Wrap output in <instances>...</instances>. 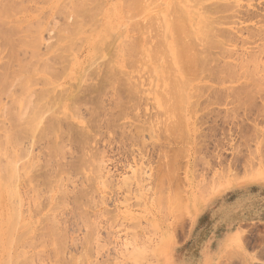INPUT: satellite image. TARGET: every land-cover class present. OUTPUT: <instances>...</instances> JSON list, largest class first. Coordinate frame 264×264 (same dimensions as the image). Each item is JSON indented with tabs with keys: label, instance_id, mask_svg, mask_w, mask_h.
I'll return each instance as SVG.
<instances>
[{
	"label": "rangeland",
	"instance_id": "1",
	"mask_svg": "<svg viewBox=\"0 0 264 264\" xmlns=\"http://www.w3.org/2000/svg\"><path fill=\"white\" fill-rule=\"evenodd\" d=\"M13 1L15 0L11 3ZM32 1L27 0L26 4H23L26 9L23 5L19 10L16 9L22 14L15 16L17 12L14 13L13 10L9 13L13 18H17L27 11L39 18L37 22L40 23V34H34L35 38L40 36V49L29 48V43L23 41L28 39L29 33L31 34V28L29 32H25L28 30L25 29L26 24L21 25V28L25 29L24 33L14 31L21 34L12 38L10 33L8 39L11 44L6 41L7 35L4 37L5 35L1 36L0 33V57L3 58H0V84L3 83L0 87V140L5 142L9 134L24 130L28 124L26 127L24 124L23 129L20 123L29 120L35 108L42 110V117H39L42 118L40 125L44 129L40 131L38 127V132L30 130L28 133L24 130L25 133L21 135L19 132L15 139L17 142L13 141L17 146L13 144L10 149L7 148L5 155L0 156L6 164L10 162V157L13 170L18 169L16 172L20 179L22 178L20 182H11L12 187L18 190L17 194L5 198L4 204L0 201V264H264V259L249 253L244 247L247 237L245 231L243 234L237 230L235 234H228L232 229H238V226L225 223V214L219 208L224 203H230L245 187H264V86L257 87L248 83L250 77L264 75V61L252 64L256 68L258 65V70L255 67L249 68L251 63H245L242 65L245 67L241 68L233 65L227 67V72L225 65L221 64L227 65L225 62L229 60L224 59L222 63L220 61L224 58L220 59V53L223 51L218 48L217 50L221 51L219 53L216 48H212L215 51L210 48L209 52L219 58L213 59V64L208 63L209 67L212 66L211 73L217 76L211 74V78H208V72H205L207 68L204 70L201 63L200 67L205 76L202 73L198 77L200 72L197 71L195 75L198 78L196 77L195 81L189 79L193 83L182 89L176 77L179 76V80L184 81L181 72L183 70L180 71L183 67H179L182 64L175 60H180L184 50L177 57L181 47H175L177 41H173L168 25L175 21L172 20L176 16L175 7L180 6L189 12L190 21L186 22L185 35L190 34L191 29L195 31L193 28H196V24L193 22L195 23L196 15L190 11H198L196 0H143L144 4L140 0L136 5L134 1L132 5L128 2L131 8L129 5L125 8L122 5L123 0H91V3L84 0L90 9L95 11L94 20L88 19V14L90 16L92 13L89 10L85 16L86 24L83 22L84 27L79 26L81 33L77 36H67L69 39L65 37L63 40L61 35H66V30L69 29L65 27L75 23L71 15L63 14L59 8L48 9L51 0ZM66 1L64 3H68V0ZM69 1L68 4L71 5L72 1L76 0ZM217 1L209 0L204 3ZM242 5L243 10L248 9L258 17L242 20V24H225L223 27L234 32L230 36H236L237 27L238 30H243V34L239 33L238 36L247 38L255 34L261 37L256 38H263L254 42L253 39L252 44L239 46V53L246 50L256 54L257 47L264 44V0H242ZM122 9H127L129 16L128 9H131V16L127 14L126 21ZM106 12L116 13L118 26L115 27L119 31L113 33L108 30L109 36L101 43L102 49L98 50L100 52L95 50L93 56L88 57L85 46L91 32L102 29L103 24L107 29H111L104 21ZM199 12L204 13V10ZM217 16L216 13H210L212 20H217ZM3 25L0 29L5 28ZM9 26L10 23L6 28ZM10 28L13 29L12 26ZM32 29L38 31L37 28ZM121 29H125V32L120 31ZM229 30L227 32L232 33ZM141 31H144L143 34ZM22 34L25 38L21 41L28 44H22L27 46H24L25 48L20 47L17 39H21ZM128 34L130 36L127 38ZM182 35L185 38L184 34ZM223 35L229 37L226 33ZM145 36L150 38L151 42L145 39ZM72 37L74 41H70ZM125 38L129 39V43L123 41ZM138 39L142 43L139 51L141 49L144 52L140 53L148 54L144 59L148 62L142 60L144 56L140 55L138 50L131 55L134 57L136 54L134 58H130V54L127 53V56L125 52V55L122 54L119 58L117 53L120 55L119 47L123 42L130 44L137 40L136 43L140 45ZM219 39L222 40V37ZM29 41L32 42L30 39ZM158 42L160 44L156 45ZM16 43L19 47L15 46ZM150 44L167 52L158 55L160 51L155 53L157 49L152 48L154 53L161 57L156 59L155 55L154 60ZM10 46H13L12 49L15 47L14 50L10 49ZM67 46L70 47V52ZM116 49L117 56L113 53ZM150 49L152 60L149 56ZM189 49L186 48L187 51ZM31 50L42 55L37 56L38 54H33ZM194 52L191 51L190 55L196 54ZM188 54L187 52V56ZM213 55L209 58L206 55L210 62ZM31 56L34 60L37 57L45 62L46 59L49 62V59L56 58L52 64L49 62L52 73L41 72L45 63L42 59V62H38L36 58L39 64L36 61V64H33ZM56 56L59 60L61 56L65 57V63L63 59L59 61ZM184 58L182 63H187L185 60L192 59V56L189 59ZM114 61H121V65ZM126 61L129 63L127 66ZM158 61L159 64L162 63L160 67L157 66ZM55 62L56 65L58 63V69ZM186 63L182 66H186ZM219 64L223 70H220ZM53 65L56 68L52 69ZM188 65L187 69L184 67L187 71ZM23 67H29V70L26 71ZM38 67L42 70L37 69ZM105 67H108L107 71ZM111 67L117 71L114 72ZM216 68H220L219 71H216ZM223 71L228 74L224 75ZM218 72L222 73V76ZM193 75L190 77L194 78ZM186 76L189 78L188 73ZM218 76L220 81H217ZM20 77L21 83L18 80ZM222 77H227V80L229 77L231 81L227 82ZM212 78L214 82L210 81ZM13 83L16 88L12 89L10 86ZM123 84L126 86H122ZM205 85L206 88H212L205 92ZM129 87L130 90L134 88V93H127ZM170 88L176 89L177 92L172 89L171 92L174 91L177 95L187 93L186 102H181L183 111L176 106L182 113L179 110L176 112V103L172 102L175 100V93L171 94L174 95L172 98L167 95H170ZM179 88L183 92H178ZM9 90L17 94L14 96L8 92V95H13L14 101L10 96H6ZM190 104H193L192 109ZM52 105L55 106L52 108ZM9 111L11 112L8 113ZM14 114H20L23 119L18 122L19 129L15 127L18 118H14ZM29 121L31 123V118ZM50 126V129L56 127V130L53 128L50 132ZM4 163H1V166H5ZM7 167L8 165L5 170ZM5 178L6 174L2 177V183ZM11 225L12 234H9L8 239H4L3 236L8 235ZM17 228H20L18 232ZM136 250L140 252L139 256H142L143 252V256L147 254V259L142 256L145 259L140 257L141 259L135 260V254L138 255Z\"/></svg>",
	"mask_w": 264,
	"mask_h": 264
},
{
	"label": "bare ground",
	"instance_id": "2",
	"mask_svg": "<svg viewBox=\"0 0 264 264\" xmlns=\"http://www.w3.org/2000/svg\"><path fill=\"white\" fill-rule=\"evenodd\" d=\"M6 1V2H5ZM15 1H17V0H15ZM15 1H13V3H11L12 2V0H0V26H2V24H4L3 26H5V28H6V25L8 24V23H10V25L13 27V29H15V30H13L12 28H10L11 26H9V27H7L6 29H7V31L5 30V28H1L0 30H4V31H0V33H1V36H4L5 34L7 35V39H8V36H10V33H12V35H13V32L14 31H18V32H22V33H24V31H25V29H28V30H26L25 32H29V30H30V28H31V30H30V32H31V34L29 33H27L28 35H29V37L28 36H26V37H28V39L27 40H23V38H25L23 35L24 34H22V38L20 39V38H17V39H19V43H20V47H24L25 45H23L22 46V44H24L25 42H23V41H26L27 43H29V45L27 44V43H25V44H27L28 45V47L30 48H39L40 49V47H39V45L38 44H40L39 43V41H41V40H39L40 39V36L38 37V36H36V38H35V35L36 34H34V32H38V34H40L39 32H40V30H41V27H40V23L39 22H37L38 21V19H37V16H34V15H30L29 13H27V11H26V13L23 11L24 9H26L25 8V6L23 5V4H26V2H27V0H25V2L23 3V1H22V3H21V1H20V4H19V0L16 2V5H15ZM32 1V0H31ZM50 0H48V2H49ZM66 0H51L50 2H49V4H50V6H49V8L48 9H54V8H59V10L61 11V12H64L63 14H66V13H68V14H70L71 15V17L74 19V22L75 23H73L72 21V23H73V26H72V23L71 24H68V26L67 27H65V28H69L68 30H66V35H61L62 37H64V38H62V37H60L61 38V40H63V39H66L67 38V36H77V35H79V33H81V32H79V31H81L80 30V28H79V26L81 27V25L83 26L84 25V23L83 22H85V24H86V18L88 17V19H92L93 18V20H94V18H95V15L96 14H94V12L90 9V7L89 6H87V4H86V2H88L87 0H86V2L84 1V0H76V1H72V4L71 5H69L70 4V1L68 0V3H64ZM92 1H95V0H92ZM91 0H89V2L91 3L92 2ZM126 3H125V2ZM134 1V2H133ZM139 1L140 0H138V1H136V0H123V6H125V8H128L127 6L129 5V8H131V5H132V2L136 5V4H138L139 3ZM143 0H141V2H142ZM205 1H207V2H209V0H196V8H197V10L198 11H196V12H194V11H190V12H193V14L195 13V15H196V18H195V23L193 22V24H196V28H193L195 31H192V29L189 31V32H191L190 34H188V35H185V34H187V33H185L186 32V22L187 21H190L189 20V12L186 10V9H184L183 7H180V6H176L175 4V8H176V12H175V14H176V16L174 17V19H172V20H175L173 23H172V25L170 24V25H168V29L171 31V33H172V38H174V40L173 41H175V43H176V41H177V45L175 46V44H174V46L175 47H177L178 49H180L179 47H181V51L180 50H178V49H175V50H177V51H180L179 53H177V51H175V53H177L176 55H177V57H179V55H180V53H182V51L184 50V54L182 53L181 55H183V56H181L180 55V57L182 58H184V56H186L188 59L190 58V56H192V59H189V60H187L186 59V57L184 58V59H186L185 61H187V63L189 64H187L186 62H183L182 63V60H183V58H182V60H181V58L179 57V61L178 60H175V61H177V63H179V64H185L186 63V66L184 65V66H182V65H177V66H179V67H183V68H180V71L181 70H183V71H181L182 72V75H184V81L183 82H181L180 80H179V76L178 77H176V78H178V80L177 81H179V84H180V87L183 89V87L184 86H188L189 85V83H193V81H191V80H194L197 76L198 77H200L199 76V74L201 75L202 73H204L203 72V69L205 70L206 68V73L208 72V74H207V76H208V78H209V76H210V78H211V74H214V73H211V71H212V69H210V68H212V66H210L209 67V65H208V63H211V64H213V61L214 60H217V59H219V58H217V56L218 55H213V54H211V52H209V50H210V48L212 49V48H216V51H219V53L221 52V51H223V53L221 52L220 53V59H222V57H224L223 58V60H220L221 61V63H222V61H224V59H228L229 61H227V62H225V63H228L229 64V66H228V64L226 65V64H221V65H225V67L227 68V67H230V66H234V67H238L239 68V66H240V68H241V66L242 65H244L245 63H251V64H249V65H251V67H249V68H252V67H255V65L254 66H252V64L254 63H259V62H262V61H264V44H262V46H258L257 47V51H256V54L254 53H249V52H247L246 50L244 51L243 50V48H241L243 51H242V53H239V46L240 45H242V46H245V45H247V43L248 44H252V41L251 40H253V42L254 41H256V40H258V39H260L261 37L259 36V35H255V34H252L251 36H247V38H244L243 36H238V34L240 33L241 35L243 34V30L241 31V30H238V28L236 27H234L236 30H235V34H236V36H230V34L231 35H233L234 34V32L233 31H231V30H229V29H227V28H225V27H223L225 24H234V25H237V24H242V23H240V21L242 22V20H248V19H252V18H255L256 16L258 17V15H256V14H254V13H252V12H250L248 9V11L247 10H243V8H244V6L242 5V0H234L233 2H228L229 0H218L217 2H215V3H208V4H205L204 2ZM11 4H10V3ZM29 2H30V0H29ZM33 2V1H32ZM67 2V1H66ZM131 4H129V3ZM6 3H8V4H6ZM143 4H144V2H142ZM65 4V5H64ZM125 4V5H124ZM18 5H20V7H18ZM24 6V9L23 10H20V11H23L24 12V15H22V16H20V17H17V18H13V15L12 16H10L11 15V13H9V11H14V13L15 12H17V10H19L20 8H21V6ZM64 5V6H63ZM91 5V4H90ZM62 6V7H61ZM123 6L121 7V8H123ZM171 6V5H170ZM18 7V8H17ZM87 7H89V8H87ZM124 8V9H125ZM146 8H147V6H146ZM17 9V10H16ZM179 11H178V10ZM28 10V9H27ZM34 10V9H33ZM90 10V11H89ZM123 10V9H122ZM129 10V13H130V16H131V12H130V10L131 9H128ZM175 10V9H174ZM201 10H204V13H201V12H199V11H201ZM12 11V12H13ZM31 11V10H30ZM92 12V13H90V16H89V14H88V16L87 17H85L86 15H87V13H89V12ZM125 13V21L128 19H126V15L128 14V13H126V12H128L127 11V9L126 10H123ZM123 11H121V14H123L122 12ZM7 12H8V14H9V16H8V14H7ZM18 13V14H17ZM17 13H15V16H18L19 14H22L21 12H17ZM210 13H216L218 16H217V20H212L211 18H210ZM13 14V13H12ZM92 14H94V17H92L93 15ZM120 14V13H119ZM172 14H174V13H172ZM174 14V15H175ZM7 15V16H6ZM66 16V15H65ZM122 16V15H121ZM128 16H129V14H128ZM129 16V17H130ZM191 17H193V16H191ZM85 18V19H84ZM161 18V17H160ZM124 19V18H123ZM86 20V21H85ZM129 20H130V18H129ZM172 20H170L171 22H172ZM39 21H41V20H39ZM104 21H105V23H107V24H109V26H110V28L111 29H107V26L105 27V24H103L102 25V29H100V30H98V29H96V28H94V29H96V30H94L93 32H91V36H89L88 37V39H87V44H86V54H87V56L88 57H90L92 54H94V52H95V50H99V49H102L101 47H100V45H101V43L102 42H105L104 40L106 39V37L107 36H109L108 35V30H111V31H113V33L116 31H119L118 29H117V27H115V25L116 26H118V17L116 16V13L115 14H108L107 12L104 14ZM5 22L7 23L6 25H5ZM127 22H129V21H127ZM36 23H39V24H36ZM22 24H26V26H22L23 28H25V29H22L21 28V25ZM192 24V25H193ZM216 24V25H215ZM70 25H71V28H70ZM194 26V25H193ZM84 27V26H83ZM100 27V26H99ZM223 27V28H222ZM32 28H37L36 30H38V31H33V29ZM74 30H73V29ZM82 28V27H81ZM11 29V30H10ZM71 29V30H70ZM243 29H246V28H244L243 27ZM8 30L10 31V32H8ZM23 30V31H22ZM70 30V31H69ZM83 30V29H82ZM125 30V29H124ZM124 30H120V31H124ZM230 31V32H232V33H229V32H227V31ZM247 30H249V29H247ZM8 32L9 33V35H8V33H6V32ZM13 31V32H12ZM44 31V30H43ZM50 31V30H49ZM60 31H63V30H60ZM60 31H59V33H60ZM250 31V30H249ZM18 32H14L15 34L12 36L11 35V38L12 37H15V35L16 36H18V35H20V34H18ZM125 32V31H124ZM142 32V31H141ZM144 32V31H143ZM143 32H142V34H143ZM58 32H57V34H59ZM65 33V32H64ZM127 33V32H126ZM224 33H226V34H228L229 35V37H228V35H226L228 38H226V37H223V36H225V35H223ZM251 33V32H250ZM252 33H253V31H252ZM254 33H256V32H254ZM3 34V35H2ZM34 34V37L32 36ZM144 34H146V33H144ZM182 34H184V37L185 38H183V35ZM6 35L4 36V37H6ZM82 35V34H81ZM121 35H123V34H121ZM120 35V36H121ZM163 35V34H162ZM254 35V36H253ZM128 36H130V34H128L127 35V38H128ZM192 36V37H191ZM194 36H196V37H194ZM204 38H203V37ZM38 37V38H37ZM66 37V38H65ZM123 37V36H122ZM163 37V36H162ZM187 37V38H186ZM194 37V38H193ZM215 37V39L217 40V41H214L215 39H213ZM219 37H222V40L221 39H219L218 40V38ZM256 37H260V38H256ZM10 38V39H11ZM59 38V37H58ZM75 38V37H74ZM148 38V37H147ZM146 38V36H145V39H147ZM166 38H167V36H166ZM15 39V38H14ZM29 39L30 40H32V42L31 41H29ZM67 39H69V37L67 38ZM71 39L74 41V39H73V37L72 38H70V41H71ZM123 39V38H122ZM134 39V38H133ZM136 39V38H135ZM150 39V38H149ZM149 39H147L148 41H149ZM168 39H169V34H168ZM167 39V40H168ZM186 39H188V40H186ZM263 39V38H262ZM262 39H260V40H262ZM6 40V39H5ZM21 40H23V41H21ZM38 40V41H37ZM126 40V42H128L129 41V39H124L123 41H125ZM146 40V41H147ZM161 40V39H160ZM6 41H8V43H9V39L8 40H6ZM11 41V40H10ZM72 41V42H73ZM122 41V42H123ZM130 41H132L131 39H130ZM136 41L137 40H134V42L136 43ZM138 41L140 42L139 44L140 45H138V43H136L137 44V48H136V44L134 43V42H130V44H128V43H124L123 42V44H122V46L121 47H119V51H120V55L117 53V49L115 50V52H113L114 53V55L115 56H119V58H121L122 57V54L123 55H125V53H126V55H127V53H128V55L129 56H131V55H133L134 53H136V51L137 52H139L140 53V51H143V50H141L140 49V51H139V48H140V46L142 47V43H141V40L140 39H138ZM146 41L144 42V43H146ZM148 41H147V43L146 44H148ZM214 41V42H213ZM250 41V42H249ZM23 42V43H22ZM38 42V43H37ZM67 42H69L68 40H67ZM149 42H151V41H149ZM32 45H31V44ZM134 43V44H133ZM9 44H11V43H9ZM14 43L12 42V45H13ZM68 44H70V42L68 43ZM105 44V43H104ZM103 44V45H104ZM121 44V43H120ZM120 44H119V46H120ZM133 44V47H134V45H135V47L133 48V47H131V45ZM158 44H160L159 42L158 43H156V45H158ZM163 45H164V42L162 43ZM161 44V45H162ZM178 44H180V45H178ZM34 45H38V47H35ZM151 45V44H150ZM15 46H18L19 47V44L17 45V43H16V45ZM155 46V45H154ZM153 45H151V49L152 48H156V47H154ZM166 46H167V44H166ZM179 46V47H178ZM184 46V48L182 49V47ZM6 47V46H5ZM11 47V46H10ZM9 47V48H10ZM13 47V46H12ZM12 47L10 48V49H12ZM25 47H27V46H25ZM24 47V48H25ZM68 47V46H67ZM66 47V48H67ZM144 47H145V44H144ZM146 47H147V45H146ZM145 47V48H146ZM163 47V46H162ZM190 48L188 51L186 50V48ZM15 48V47H14ZM14 48L12 49V50H14ZM17 48V47H16ZM104 48V47H103ZM131 48H132V50L134 49L135 50V52H133L132 50H131ZM159 48H161L160 46H159ZM196 48H198V49H196ZM201 48V49H200ZM220 49V50H217V49ZM246 48H248V47H246ZM38 49V50H39ZM68 49H69V52H70V47H68ZM147 49H148V47H147ZM150 49V53H149V56H150V54H152L151 53V51L153 50H151ZM157 49V48H156ZM163 49H165V48H163ZM191 49H194V50H191ZM36 50V49H35ZM33 51V50H31V52H33V54H35V55H37V56H39L40 54L38 53V51ZM66 50V49H65ZM106 50V49H105ZM149 50V49H148ZM161 50H162V48H161ZM160 49H157L156 50V52L153 50V55H154V57H153V59L154 60H156L157 58L159 59V58H161V57H159L158 55L159 54H162V55H164L163 53H165V52H167V51H161ZM196 50V51H195ZM197 50H198V52L199 53H197ZM213 50V49H212ZM24 51H25V49H24ZM29 51V50H28ZM64 51V50H63ZM62 51V52H63ZM118 51V52H119ZM130 51H132L131 53H130ZM146 51V50H145ZM158 51H160V53H158ZM169 51V50H168ZM185 51H187L189 54V56H187V52H185ZM191 51H195L194 53H196V54H191L190 55V53H191ZM211 51V50H210ZM213 51H215V50H213ZM1 52V51H0ZM31 52H30V54H31ZM35 52V53H34ZM100 51H98V53H99ZM123 52H125V53H123ZM144 52V51H143ZM158 53V55L157 54H155V53ZM163 52V53H162ZM209 52V53H208ZM241 52V51H240ZM3 53V52H2ZM37 53V54H36ZM102 53V52H101ZM115 53H117V55L115 54ZM170 53V52H169ZM213 53V52H212ZM57 54V53H56ZM60 54V53H59ZM59 54H58V56H59ZM71 54V53H70ZM69 54V55H70ZM142 53H140V55H141ZM144 54V53H143ZM142 54V55H143ZM146 55H148L147 53H145ZM198 54V55H197ZM214 54H216V52L214 53ZM32 55V54H31ZM42 55V54H41ZM53 55H54V53H53ZM61 55V54H60ZM127 55V56H128ZM136 55V54H135ZM135 55H134V57H135ZM137 55H138V53H137ZM146 55H143L144 57L146 56ZM152 55V56H153ZM155 55H157V57H156V59H155ZM175 55V56H176ZM194 55V56H193ZM196 55H197V57L198 56H200L199 58H197L196 57ZM202 55H205V56H202ZM206 55H208V58L211 56V55H213V58L211 59V62H210V59H208L207 58V56ZM1 56V55H0ZM34 56V55H33ZM93 56V55H92ZM126 56V57H127ZM149 56H147V57H149ZM152 56H150V58L152 57ZM161 56V55H160ZM215 56H216V59H215ZM32 57V56H31ZM36 57V56H35ZM49 57V56H48ZM50 57H52L51 55H50ZM49 57V58H50ZM57 57V56H56ZM62 57V58H61ZM60 57V60L61 61H63L64 63H65V57L63 58V56H61ZM113 57V56H112ZM125 57V56H124ZM125 57V58H126ZM133 56H131L130 58H132ZM133 57V58H134ZM142 58V60H144V59H146V57L145 58ZM173 57V56H172ZM1 58V57H0ZM33 58V57H32ZM37 58V57H36ZM35 58V60H34V58H33V64H36L37 63V59L39 60L38 62H40L41 61V59H39V58H37L36 59ZM47 58V57H46ZM58 58V60H59V57H57ZM124 58V59H125ZM128 58V57H127ZM197 58V59H196ZM1 59H3V58H1ZM52 59V58H51ZM51 59H49L50 61V63L51 62H53V60L54 59H52V61H51ZM63 59V60H62ZM73 59V58H72ZM118 59V58H117ZM148 60H149V58H147ZM177 59V58H176ZM207 59H208V61H207ZM214 59V60H213ZM55 60H56V58H55ZM54 60V61H55ZM59 60V61H60ZM151 60H152V58H151ZM172 60H173V58H172ZM213 60V61H212ZM35 61H36V63H35ZM42 61H43V59H42ZM41 61V62H42ZM122 61V60H121ZM121 61H118V63L117 62H115L116 64H119V65H121ZM145 62H148V61H146V60H144ZM205 61V62H204ZM219 61V60H218ZM45 64H44V67H43V70L41 71L40 70V68L38 67L37 69H39L41 72H47V71H51V64H49V62H48V60L46 59V62L45 61H43ZM58 62V61H57ZM63 62H61V63H63ZM113 62V63H114ZM123 62V61H122ZM127 62L128 61H126V66L127 65H129V63L127 64ZM143 62V61H142ZM145 62H143V63H145ZM156 62V61H155ZM191 64H190V63ZM110 63H112L111 61H110ZM109 62H108V64H110ZM142 63V64H143ZM175 63V62H174ZM201 63H203L202 64V67H204L203 69H202V67H200L201 66ZM215 63V62H214ZM264 62H262V64H263ZM37 64H39V63H37ZM43 64V63H42ZM49 64V65H48ZM55 65H56V62L54 63ZM22 65V64H21ZM55 65H53L52 66V69L53 68H56L57 66H58V63H57V65H56V67H55ZM107 65V64H106ZM161 66L162 65V63L161 64H159V61H158V64H157V66ZM171 65H173V64H171ZM187 65H188V67H189V71H187L186 69H187ZM199 65V66H198ZM205 65H206V67H205ZM208 65V66H207ZM215 65H217V64H215ZM220 65V64H219ZM219 65L217 66V68L219 67ZM220 65V70H223L222 69V66ZM23 66V65H22ZM35 66V65H34ZM39 66V65H38ZM111 66V65H110ZM143 66V65H142ZM144 66H145V64H144ZM159 66V67H160ZM257 66V68L255 67V69H257L258 70V65H256ZM260 66V65H259ZM262 66V65H261ZM32 67V69L34 68L35 69V67H33V66H31ZM36 67H37V65H36ZM173 67V66H172ZM184 67H186V69L184 68ZM195 67H197V68H195ZM214 67V66H213ZM242 67H245V66H242ZM24 68V70H26V71H28L29 70V67H27V69H25V67H23ZM106 68H108V67H105V69ZM110 68V67H109ZM112 68V67H111ZM176 68V67H175ZM216 68V71L218 70L219 71V69H217ZM233 68V67H232ZM262 68H264V67H262ZM56 69H58V67L56 68ZM56 69H55V71H56ZM113 69V68H112ZM162 69V68H161ZM214 69H215V67H214ZM230 69V68H229ZM235 71H236V69L235 68H233ZM23 70V69H22ZM38 70V71H39ZM114 70V69H113ZM119 70V69H118ZM184 70H186V72L184 71ZM54 71V73H56ZM103 71V70H102ZM106 71H107V69H106ZM105 71V72H106ZM117 71V70H116ZM115 70H114V72H116ZM120 71V70H119ZM174 71V70H173ZM175 71H177V69L175 70ZM191 71H194V72H191ZM197 71H199L200 73H198L197 74V76L195 75L196 73H197ZM226 71L227 72H229L228 71V68L226 69ZM104 72V71H103ZM108 72H109V70H108ZM184 72V73H183ZM191 72V73H190ZM213 72V71H212ZM221 72V71H220ZM220 72H218V73H220ZM232 72H234V71H232ZM239 72V71H238ZM252 71H250V73H251ZM255 73H256V71H254ZM259 72V71H258ZM262 72V71H261ZM51 73H52V71H51ZM119 73V72H118ZM178 73V72H177ZM187 73H188V75H189V78L186 76L187 75ZM247 73V72H246ZM250 73H248V74H250ZM111 73H109V75H110ZM174 74V73H173ZM172 74V75H173ZM195 75V77L194 78H191L190 77V75ZM217 74V73H216ZM221 75L220 76H222V73H220ZM223 74H224V71H223ZM226 74V73H225ZM224 74V75H225ZM228 74V73H227ZM226 74V75H227ZM230 74H232V73H230ZM234 74V73H233ZM238 74V73H237ZM16 75V74H15ZM108 75V74H107ZM107 75L105 76V77H107ZM109 75H108V77H109ZM175 75V74H174ZM193 75V76H194ZM215 75V74H214ZM219 75V74H218ZM241 75V74H240ZM247 75V74H246ZM245 75V76H246ZM111 76V75H110ZM129 76V75H128ZM192 76V77H193ZM204 76H205V73H204ZM203 76V77H204ZM215 76H217V75H215ZM214 76V77H215ZM220 76H218V78H217V81H220L219 80V78H220ZM228 76H231V75H228ZM251 76H253L252 74H251ZM256 76V78L254 77H250V79H248V83H250V84H254V86H257V87H262V86H264V75L262 74V75H255ZM197 77V78H198ZM213 77V78H214ZM247 77V76H246ZM126 78H127V76H126ZM128 78H130V77H128ZM174 78V77H173ZM188 78V79H187ZM205 78V77H204ZM207 78V77H206ZM213 78H212V80L210 79V81H213ZM215 78V79H216ZM225 78V81L227 80V77H224ZM223 77H222V79H224ZM237 78H238V76H237ZM243 78V77H242ZM131 79V78H130ZM189 79H191V80H189ZM203 79V78H202ZM221 79V78H220ZM230 78L228 77V80H227V82H229V81H231V80H229ZM232 79H234V77H232ZM238 79H240V78H238ZM237 79V81H239ZM18 80H19V82L21 83V77L20 78H18ZM170 80H172V79H170ZM127 81H128V79H127ZM195 81V80H194ZM216 81V80H215ZM222 81V80H221ZM236 81V80H235ZM1 82V81H0ZM118 82H120V81H118ZM136 81H134V83H135ZM171 82V81H170ZM174 82V81H173ZM181 82V83H180ZM214 82V81H213ZM224 82V81H223ZM234 82V81H233ZM128 83V82H127ZM138 83V82H137ZM175 83L177 84V86H178V83L175 81ZM175 83H174V86H175V88H176V85H175ZM206 83V82H205ZM15 83H13L10 87L13 89V87H15L16 88V84L14 85ZM115 84V83H114ZM118 84H120V83H118ZM121 84H122V82H121ZM120 84V85H121ZM139 84V83H138ZM1 85H3V83L2 84H0V87H2ZM134 85V84H133ZM140 85V84H139ZM122 86H126V85H122ZM132 86V85H131ZM136 86V85H135ZM173 86V87H174ZM116 87H118V85H116ZM179 87V86H178ZM178 87H177V89H178ZM207 86L205 85V87H204V90H205V92H208L207 91V89H211L212 88V86H211V88H206ZM15 88H14V91H15ZM127 88V87H126ZM142 88V87H141ZM187 88V87H186ZM185 88V89H186ZM2 90H3V88H1ZM10 89V88H9ZM120 89H122V88H120ZM120 89H118V90H120ZM132 90H130V87H129V91H128V89H126L127 91V93H129L130 91L131 92H133V91H135L134 90V88H131ZM171 89L172 88H170V95L169 94H167L168 96H170L171 98L174 96V95H172L171 96V94L176 90H174V88L172 89V90H174L173 92H171ZM180 89V88H179ZM199 89H200V87H199ZM11 90V89H10ZM10 90L9 91H7V93H6V91H5V93H6V96L10 93V94H14V93H16V91L14 92V93H11L10 92ZM17 90V89H16ZM117 90V91H118ZM136 90H139V89H137L136 88ZM193 90V89H192ZM197 90V89H196ZM202 90H203V87H202ZM4 91V90H3ZM49 90H47V92H48ZM115 91V90H114ZM181 91V89L178 91V92H180ZM186 91V90H185ZM210 91V90H209ZM2 92V91H1ZM9 92V93H8ZM12 92H13V90H12ZM47 92H46V94H47ZM116 92V91H115ZM175 92H177V90L175 91ZM174 92V93H175ZM181 92H183V90L181 91ZM194 92H195V90H194ZM201 92V91H200ZM199 91H198V93H200ZM3 93V92H2ZM4 93V94H5ZM29 93V92H28ZM34 93V92H33ZM45 93V92H44ZM134 93V92H133ZM159 93V92H158ZM158 93H157V95H158ZM169 93V92H168ZM173 93V94H174ZM124 94H126V93H124ZM132 94V93H131ZM180 94V93H179ZM178 94V95H179ZM187 94V93H186ZM184 92L183 93H181L180 95V98H178V95H177V93H175V100L174 101H172L173 103H176L175 104V108H176V106L178 107V108H181V110L183 111V109H184V106H181V102L183 103L184 101L186 102V99H187V95H186ZM17 96V94H14V96ZM49 95V94H48ZM55 95H56V93H55ZM129 95V94H128ZM133 95V94H132ZM163 95V94H162ZM162 95H159L160 97L162 96ZM177 95V96H176ZM192 95V94H191ZM203 94L201 93V96H202ZM205 95V94H204ZM10 96V98L12 99V97H13V95L11 96V95H8V97ZM30 96V95H29ZM32 96V95H31ZM58 96V95H57ZM65 96V95H64ZM200 96V95H199ZM167 97V96H166ZM173 98V99H174ZM182 98V99H181ZM195 98V97H194ZM202 98V97H201ZM207 98V97H206ZM53 99V98H52ZM169 100H170V98H168ZM176 99L178 100H180L181 99V101H179L180 103H178V101H176ZM189 99V98H188ZM198 99H200V98H198ZM13 101H14V99H12ZM70 100V99H69ZM162 100H165V99H163L162 98ZM167 100V99H166ZM171 101V100H170ZM199 101V100H198ZM201 101V100H200ZM54 102H55V100H54ZM20 103V102H19ZM172 103V104H173ZM178 104L180 105V106H178ZM198 104V103H197ZM196 104V105H197ZM193 105V104H192ZM192 105L190 104V106L189 107H191V109H192ZM53 106H55V105H52V108H53ZM70 106V105H69ZM194 106H195V104H194ZM57 107V106H56ZM71 107V106H70ZM173 107V108H174ZM182 107H183V109H182ZM178 108H176L177 109V111L176 112H181V110L180 109H178ZM194 108V107H193ZM190 109V108H189ZM3 110H5V108L3 109ZM3 110H1V111H3ZM53 110H55V109H53ZM179 110V111H178ZM194 110V109H193ZM50 111H51V109H50ZM174 111H175V109H174ZM191 111V110H190ZM6 112V111H5ZM11 111H9L8 113H10ZM52 112V111H51ZM53 112H55V111H53ZM185 112V111H184ZM189 112V111H188ZM193 112V111H192ZM182 113V112H181ZM3 114H5V113H3ZM7 114V113H6ZM13 114V113H12ZM191 114V113H190ZM11 115V114H10ZM16 115V117H14V118H18L20 121H18V119L16 120L17 121V123L18 122H21L23 119L21 118V116H20V114H14L13 116H15ZM39 115H41V117H42V110L40 109V108H35L34 109V111H33V114H32V116H30L29 117V120H30V118H31V123H30V121L29 120H27V121H22L20 124H22V125H20L19 123L18 124H16V126L15 127H17L18 129H19V125H20V127H22L24 124V126L26 127V125H27V129L23 126L22 128L27 132V131H29L30 132V130L31 131H35V130H37L38 129V127H39V130L41 131L43 128L41 127V125H40V123H41V117H39ZM4 116V115H3ZM9 117V116H8ZM11 117V116H10ZM56 117V116H55ZM192 117H193V115H192ZM22 119V120H21ZM25 122H27V123H25ZM16 123V122H15ZM54 124H56V123H54ZM18 125V126H17ZM40 125V126H39ZM52 125V124H51ZM56 126V125H55ZM57 126L59 127V125L57 124ZM15 127L13 128V129H15ZM16 128V129H17ZM41 128V129H40ZM51 128V126L48 128V130ZM54 129L56 128V127H53ZM53 128L52 129H50V132H51V130H53ZM180 128H182L181 126H180ZM15 129V130H16ZM21 130V129H20ZM24 130H22V131H18L17 132V134H19V132H20V134L19 135H21V134H23V132H24ZM44 130V129H43ZM56 130V129H55ZM55 130H54V132H55ZM17 131V130H16ZM45 131H47V130H45ZM35 132H38V130L37 131H35ZM43 132V131H42ZM25 133V132H24ZM28 133V132H27ZM5 134H6V132H5ZM8 134V133H7ZM17 134H9L8 135V137H6V141L5 140H3V141H5V142H1L2 140H0V156H3V155H5V151H7V148L8 149H10L12 146H13V144H15V143H13V141L17 138V136H19V135H17ZM5 138V136H3V139ZM1 139V138H0ZM14 142H17V140H15ZM16 145V144H15ZM17 146V145H16ZM10 147V148H9ZM14 148V147H13ZM15 149V148H14ZM19 151V150H18ZM8 152H10L9 150H8ZM18 155V154H17ZM9 156V155H8ZM7 156V157H8ZM14 157V156H13ZM1 158H3V157H1ZM0 158V159H1ZM8 159V158H7ZM9 160H10V162L9 163H4L3 161L4 160H2L1 159V163H4V164H6V165H8V167L6 168V170H5V166L3 165V166H1L2 164L0 163V201H2L3 202V204L5 203V198H8V197H13V196H15V194H17V192L16 191H18V190H16V188H14V187H12V185H11V182L12 181H14V182H20V180L22 181V178L20 179V176L18 175V173L16 172V170H18V169H16L15 171L13 170L14 168H12V163H11V159H10V157H9ZM7 162V161H6ZM14 165V164H13ZM14 167V166H13ZM29 168V167H28ZM7 171V172H6ZM15 172H16V175H18V176H16L15 175ZM19 172V171H18ZM142 173V172H141ZM144 173V172H143ZM4 174H6V178L4 179V182L2 183L1 182V180H2V177H3V175ZM21 175V174H20ZM247 179V178H246ZM163 181V180H162ZM19 185V184H18ZM17 185V186H18ZM7 200V199H6ZM1 203V202H0ZM3 204H2V207H3ZM14 215H16V214H14ZM14 228H16V227H14ZM13 229V226L11 225L10 226V228H8V230L10 231V232H8V230H7V232H8V235H4L3 237H4V239H8L9 238V234H12L11 232L13 231L12 230ZM18 229V228H17ZM15 230V229H14ZM20 230V228L17 230V232ZM16 231V230H15ZM17 236V235H16ZM10 237H11V235H10ZM0 239H1V237H0ZM16 239H19V238H17L16 237ZM137 239V238H136ZM150 243V242H149ZM149 243H147L148 245H149ZM134 245V244H133ZM145 247V246H144ZM147 247H145V249H146ZM152 248V247H151ZM155 248H156V246H155ZM155 248H154V250H155ZM144 248H143V250H145ZM149 248H147V250H148ZM153 250V251H154ZM139 251H141L142 252V250H139ZM152 251V250H151ZM151 251H148V252H151ZM10 252V251H9ZM133 253H136L137 252V250H136V252L135 251H132ZM133 253H131V256H132V254ZM138 253V252H137ZM146 253H147V251H146ZM153 253V252H152ZM8 254V253H7ZM139 254H140V252L138 253V255H136L135 254V257L134 258H136V256H137V259H135V260H138L140 257H142L143 256V254H144V252H143V254L141 253V255L142 256H139ZM154 254V253H153ZM129 255V254H128ZM147 255V254H146ZM146 255H144L143 257H145L146 259H147V257H146ZM8 256V255H7ZM13 256V255H12ZM139 256V257H138ZM154 256V255H153ZM153 256H151V258L153 257ZM14 258H15V256H13ZM142 257V258H143ZM18 258L19 257H17V260H18ZM145 258H143V259H145ZM10 259V258H9ZM141 259V258H140ZM11 260H12V258H11ZM15 260V259H14ZM149 262V261H148Z\"/></svg>",
	"mask_w": 264,
	"mask_h": 264
},
{
	"label": "crops",
	"instance_id": "3",
	"mask_svg": "<svg viewBox=\"0 0 264 264\" xmlns=\"http://www.w3.org/2000/svg\"><path fill=\"white\" fill-rule=\"evenodd\" d=\"M219 208L225 214V223L238 226L228 234H235L236 230L243 234L245 231L244 247L249 253L264 259V187H245L230 203H224Z\"/></svg>",
	"mask_w": 264,
	"mask_h": 264
}]
</instances>
